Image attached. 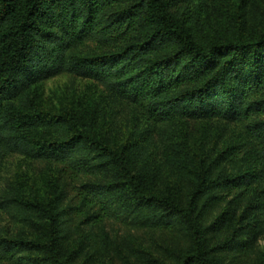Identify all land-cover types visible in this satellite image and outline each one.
Wrapping results in <instances>:
<instances>
[{
    "label": "trees",
    "instance_id": "obj_1",
    "mask_svg": "<svg viewBox=\"0 0 264 264\" xmlns=\"http://www.w3.org/2000/svg\"><path fill=\"white\" fill-rule=\"evenodd\" d=\"M64 73L103 93L43 108ZM3 217L0 264H93L110 219L171 235L152 264H264V0H0Z\"/></svg>",
    "mask_w": 264,
    "mask_h": 264
},
{
    "label": "rangeland",
    "instance_id": "obj_2",
    "mask_svg": "<svg viewBox=\"0 0 264 264\" xmlns=\"http://www.w3.org/2000/svg\"><path fill=\"white\" fill-rule=\"evenodd\" d=\"M100 93H103V86L99 82L64 73L46 81L40 100L43 108L56 112L62 110L73 97L97 96ZM216 129L214 122L206 132L213 138ZM52 169L51 165L17 154L6 161L2 180H21L30 194L39 195L45 191V179ZM104 228L108 242L99 234L97 254L91 257L93 264H152L167 257L168 250L173 251L177 246L171 235L164 231L131 229L114 219L106 220ZM13 233L14 227L7 217L0 218V235ZM261 248H264V240L261 241Z\"/></svg>",
    "mask_w": 264,
    "mask_h": 264
}]
</instances>
